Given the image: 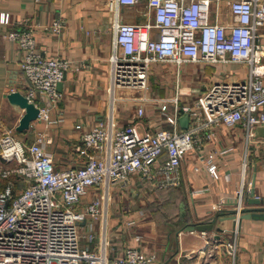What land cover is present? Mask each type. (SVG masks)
<instances>
[{"label":"built area","instance_id":"obj_1","mask_svg":"<svg viewBox=\"0 0 264 264\" xmlns=\"http://www.w3.org/2000/svg\"><path fill=\"white\" fill-rule=\"evenodd\" d=\"M143 3L145 20L121 18L124 7ZM108 5L117 18L110 58L113 104L117 89H133L139 116L147 105H157L172 127L142 131L136 123L116 126L113 115L89 128L78 123L83 163L63 169L46 151L44 132L29 142L6 129L0 135V156L10 163L0 169V264H155V254L137 246L110 255L107 202L114 187L127 186L135 174L145 182L157 180L159 186L177 185L178 170L195 149L199 131L217 123L243 125L249 143L257 126L264 125V0H108ZM26 22L20 21L8 37L24 50L21 65L31 83L24 92L29 101L40 106L39 92L49 98L50 105L40 107L38 114L49 126L72 61L39 51ZM0 23H11L10 14L1 13ZM64 24L56 18L51 29L61 33ZM229 63H246L248 78L215 80L187 101L179 91L172 96L149 93L150 75L157 67H172L178 82L186 65ZM183 113L192 119L188 129H179ZM208 169L219 176L212 158ZM15 175L29 184L16 191ZM97 187L101 194L89 197ZM242 198L240 191L239 211ZM92 244L97 248L91 249ZM218 246L227 248L235 261L236 238Z\"/></svg>","mask_w":264,"mask_h":264},{"label":"crops","instance_id":"obj_2","mask_svg":"<svg viewBox=\"0 0 264 264\" xmlns=\"http://www.w3.org/2000/svg\"><path fill=\"white\" fill-rule=\"evenodd\" d=\"M144 4L124 7L121 18L130 22L145 20ZM3 12L10 14L11 23H0V134L13 128L18 137L31 142L44 132L46 151L52 154L56 167L63 169L83 163V156L77 149L82 132L76 127L78 123L89 128L113 115L116 126L136 123L143 131L172 127L157 105H147L144 115L139 116L138 104L131 99L137 93L133 89H117L113 104L110 58L114 52L117 18L108 0H0V15ZM56 18L65 20L61 33L51 29ZM20 21H27L33 28L39 51L72 61L60 89L62 97L51 110L53 123L48 126L37 118L24 131L17 129L24 111L18 110L8 99L10 92H25L31 84L21 65L24 50L8 37V32L18 27ZM195 65L199 67L196 79L202 85L182 86L183 68L180 81L177 82V73L173 78L172 95L179 91L183 101L191 100L198 94L196 89H205L215 80H245L249 76L246 63ZM167 71L162 70V75ZM36 97L39 105H50L46 95L39 92ZM185 115L189 114L183 113L182 117ZM181 118L179 129H188L192 119L189 116L188 126L183 127ZM197 136L195 149L185 156L178 170L179 184L159 186L157 180L145 182L135 174L127 186L112 190L107 202L111 256L119 255L132 245L154 253L155 264H264V217H230L235 214L234 209H238L240 191H243L244 212L264 206V202L254 204L250 200L255 188L256 197L264 201V135L255 133L248 143L243 125L229 127L217 123L199 131ZM166 158L165 154L162 159ZM211 158L218 164V177L208 169ZM119 188L121 192H131L135 199L142 195L147 199L135 200L130 210H123L122 215L117 214L119 207L113 214V195ZM100 194L101 189L97 187L91 190L89 197ZM140 206L151 212L153 207L159 206L168 212L147 220L138 218ZM221 217L227 218L221 220ZM213 222V229L189 228ZM235 238L234 261V255L218 245ZM96 248V244L91 245V249Z\"/></svg>","mask_w":264,"mask_h":264},{"label":"rangeland","instance_id":"obj_3","mask_svg":"<svg viewBox=\"0 0 264 264\" xmlns=\"http://www.w3.org/2000/svg\"><path fill=\"white\" fill-rule=\"evenodd\" d=\"M175 69H176V66H175ZM155 70L152 71V73L150 75V82H151V88H152V89H150L151 90V94L150 95L171 96L173 94L174 90H175V88L173 87V83H174L173 78L176 76V70H172V67H171V69L169 68V71L164 73L165 76L162 75L163 72H162V68L161 67H157V70L156 71ZM198 71H199L198 65L191 64V65L184 66L183 67L182 86H184V85H190V86L202 85V84H200L198 79H196L195 73H197ZM163 82H164V85H163ZM9 164L10 163L4 162V160L1 157V159H0V169L3 166H8ZM24 186H26V185L22 181L18 182V184H17V187H18L19 190L22 187H24ZM114 188H116L115 191H118L117 190L118 189L117 185ZM122 188H124V187H122ZM156 198L158 199L159 196H157ZM138 199H140V201H142L144 199H147V196L146 195H142ZM138 199H135L133 194H131V192H129L128 190H125L124 192H121V190L119 188V192L118 193H114V195H113V202H112V211L114 210L113 214L116 213V211L118 210V207L120 208L119 209L120 213H117L119 215L123 214V210L129 211L130 210L129 206L131 205V203H133L135 200H138ZM118 205H120V206H118ZM140 208L141 209H139V210L141 212L139 214L140 216L138 215V218H141V217L144 218L145 217L147 220L150 217L158 218L162 214H165L166 212H168V211H166V209H160L159 206H156V208L153 207L152 212L149 211V209H147V208H143V206H140ZM95 224L97 225V230H99V228H101V226H102V222L101 221H96ZM83 242H84V244L87 243L86 240H83Z\"/></svg>","mask_w":264,"mask_h":264},{"label":"water","instance_id":"obj_4","mask_svg":"<svg viewBox=\"0 0 264 264\" xmlns=\"http://www.w3.org/2000/svg\"><path fill=\"white\" fill-rule=\"evenodd\" d=\"M62 83L60 84L61 89ZM206 87V85H205ZM8 99L11 102L12 105H14L18 110L24 111L22 114V117L20 118V123L17 127L18 130L24 131L31 127L32 122L38 118V114L40 111V107L44 106L41 104L40 106H37L34 102L29 101L28 97L25 95L24 92L21 90H14L8 94ZM181 123L183 127H187L189 123V115H185L181 118ZM255 133L258 135L263 136L264 135V125H259L255 129ZM252 198L250 199L252 203L254 204H260L264 202L261 198L256 197V191L255 188L252 189ZM235 214H233V219H242V218H251V217H264V206L261 207H255L253 211L244 212V208L242 207L239 211L238 209H234ZM239 216V217H238ZM227 217H221V220ZM214 222L209 224H198V225H190V229H213ZM218 230H223L222 227H218Z\"/></svg>","mask_w":264,"mask_h":264},{"label":"trees","instance_id":"obj_5","mask_svg":"<svg viewBox=\"0 0 264 264\" xmlns=\"http://www.w3.org/2000/svg\"><path fill=\"white\" fill-rule=\"evenodd\" d=\"M165 155V154H164ZM163 155V156H164ZM162 156V157H163ZM14 180H15V182H16V185H15V189H16V191H18L19 189H18V187H17V184H18V182H20V181H22V182H24L25 183V185L27 186L28 184H29V181H26V180H24L23 178H20V177H18V176H13L12 177ZM7 180V179H6ZM5 180V181H6ZM26 186H24V187H22L21 189H23V188H25Z\"/></svg>","mask_w":264,"mask_h":264}]
</instances>
